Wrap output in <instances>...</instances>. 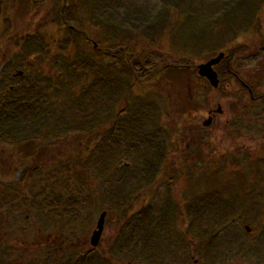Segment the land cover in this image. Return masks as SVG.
Here are the masks:
<instances>
[{
	"label": "trees",
	"instance_id": "trees-1",
	"mask_svg": "<svg viewBox=\"0 0 264 264\" xmlns=\"http://www.w3.org/2000/svg\"><path fill=\"white\" fill-rule=\"evenodd\" d=\"M55 1L58 3V24L53 27L54 32L36 30L22 35L19 52L15 54L12 50L11 58L5 61L7 71L16 57H21V64H17L15 69L21 70L22 74H16L13 82L0 84L1 93L2 89H7L2 99L0 97V141L12 144L17 150L16 155L25 166L24 173L36 169V182L43 184V188L50 172V148L58 140H69L72 145L74 141L70 161L65 163V158L61 157L60 161L65 163L67 171L75 173L76 178L84 179L85 190L80 202L93 204V196L95 203H99L97 192L98 181H101L103 194L107 195L103 202L107 204L111 175H116L114 186L120 203L131 195L137 196L145 185L157 183L160 159L164 154L159 152L157 144L164 137L155 135L163 129L146 127L159 125V107L147 96L132 93V89L144 81H154L174 73L179 67L162 60L145 63L148 59L144 55L145 43H156L166 36L171 53L177 57L175 64L191 65L189 58L214 55L221 48L233 44L241 34L255 28L260 21L263 0ZM16 2L35 8L44 5L46 0H0L5 33L10 29V15L6 11ZM89 29L98 31L100 39H92ZM31 58L45 63H49L46 59L51 58L52 65L56 67L55 63L60 62L61 69L56 67L51 73L45 72L42 67L37 68ZM110 59L117 63L108 64ZM191 66L195 68V65ZM115 111L116 123L130 127H103L105 131L101 137L92 140L90 137H94L101 128L96 126L112 123ZM80 142L82 145H78ZM121 157H130L131 166L117 165L114 170L112 164H117L123 159ZM135 168L136 174L130 178L127 171ZM28 180L23 179L22 182ZM38 189L35 192L32 184L30 192L33 198L38 195ZM218 194L207 191L200 196V201L209 198L221 202ZM41 195L44 196V192ZM168 197L163 202L170 201ZM151 209L141 208L131 213L129 218L135 220L133 228L152 219ZM168 210L171 208L160 213L169 214ZM204 212L198 211L199 221L205 220ZM198 226L201 227L199 230H207L200 224ZM142 228L135 238L141 245L135 244L134 238L127 244L136 251L134 256H142L144 261L147 238L144 225ZM171 238L170 244L178 243ZM222 239L204 242L208 239L203 238L207 258L212 260L222 253ZM155 240H152L153 247L157 245ZM95 252L85 251L76 259L71 258L69 264H89L93 259L98 260L100 255ZM181 256L184 262L185 256Z\"/></svg>",
	"mask_w": 264,
	"mask_h": 264
},
{
	"label": "flooded vegetation",
	"instance_id": "flooded-vegetation-1",
	"mask_svg": "<svg viewBox=\"0 0 264 264\" xmlns=\"http://www.w3.org/2000/svg\"><path fill=\"white\" fill-rule=\"evenodd\" d=\"M259 16L260 21L256 24L255 34L258 38L228 44L201 62H207L218 53H222L221 60L212 66L217 74V85L213 86L205 77L197 73L198 64L194 66L195 68H191L190 64L180 66L174 63L173 65L179 66L176 69L177 73L190 70L197 75L196 81L208 89L206 92L200 90L193 92L191 79L188 80L185 100L190 101L192 110H188V114L182 120L179 119L175 126L176 131L162 124L146 126L163 129L155 135L164 137L157 141L159 152L164 153L160 159L161 166L157 179L160 175L165 186V194L171 195L170 192L178 180L184 178L187 180V184L183 186L182 203L178 199L176 204L163 202L156 208L157 205L144 200L137 210H133V195L126 199L129 205L117 202L119 197H116L114 186L116 175H111L108 203L104 204L103 200L107 195L103 194L104 188L101 181H98L99 203L88 204L89 208L97 209L98 218L102 212H105L107 217L117 212L114 210H120L118 216L125 217L127 221L134 211L152 208V219L145 221L147 251L144 264H166L164 260L167 251L172 256L169 258L173 260V264H207L201 259L204 257L202 251L205 252V260L209 261L208 264H264V219H260L261 212H264V152H260L261 154L258 152V146H264V28L260 27L264 21L261 13ZM3 18V15L2 18L0 15V37L2 36L4 45L5 43L12 45L16 54V51L20 50L21 35L14 32L10 37L9 32L5 33ZM1 44L0 41V47ZM232 48L235 49L230 51ZM1 53L0 84H6L15 81L17 74L15 67L20 64V57L17 56L14 64L6 71L5 61L10 59V52L3 50ZM260 73H263L262 76L259 75ZM2 90L3 93L7 92V89ZM3 93L0 91V97L5 95ZM3 101L5 102V99ZM116 119L115 111V116L112 117L114 123L96 127H130L119 125ZM68 141L58 140V143L50 148V153L52 152L48 163L50 172L47 173L45 188L33 177L36 169L24 173L25 166L21 165V158L16 155L17 150L12 144L0 141V208L1 204L12 205L13 209L9 210L10 213L31 209V212L23 214V217L28 220L27 223L34 232L32 240L40 241V247L45 246L44 252L31 258L27 256V261L23 260L24 262L17 264H69L71 258L76 259L79 254L88 250H95V254L100 255L99 259L103 255L102 250H97V247L105 238V218L98 243L92 246L91 236L97 230L98 218L95 224L92 221L86 229L85 219L88 215L82 214L81 207L87 205L82 206L80 202L85 190L84 179L76 178L75 173L67 171L64 165L70 161L72 155L70 149L75 144L74 141H72L73 145ZM78 145H82V142ZM60 157L65 158V163H61ZM239 174L245 175V178H241ZM27 178L29 180L23 183L22 180ZM198 178L204 184L202 187L212 186L207 189L219 193L217 196L221 202L209 198L200 201V196L210 190L201 189L192 192L190 185ZM32 184L35 186V192L37 186L42 185L38 189V195L33 198L31 192L25 191L19 196L22 188L31 189ZM260 185L263 193L252 192ZM240 189L247 193L246 199L242 198L245 194L237 192ZM5 190L7 193L4 198ZM43 191H47L44 196L41 195ZM11 193L16 194L17 198ZM258 195L260 201L253 202L252 198ZM167 208H171L168 210L169 214L160 213ZM176 211L178 215H175ZM198 211H205L204 221L197 219ZM250 211L254 214H249ZM10 213L2 214L0 211V264H15L9 258L14 249L7 248L10 244L5 243L6 231L3 229V223L9 220ZM179 213L181 219H177ZM180 221L184 224L182 231L178 227ZM120 223L121 227H119ZM115 224L114 228L121 231L116 234L109 246L103 248L107 255L115 254L117 238L120 233L125 234V231H122L123 223L115 221ZM198 224L207 230H199ZM164 225L169 227H163ZM167 235H169L168 243L165 244ZM37 237L39 239H36ZM171 237L178 243L170 244ZM205 237L208 241L204 242L223 238L222 253H219L218 257H212V260L207 258L208 253L202 243ZM153 239L157 241L156 247L152 246ZM120 241L122 242L121 237ZM17 242L19 240L15 241ZM188 242L190 246L186 247ZM199 246L201 247L198 251ZM193 251H197L201 258L197 253L198 257L191 254ZM22 254L26 255L25 252ZM22 254L19 258L23 256ZM181 254L185 256L184 262L181 260ZM114 258H106L105 264H115L114 260H111ZM127 264H130V261Z\"/></svg>",
	"mask_w": 264,
	"mask_h": 264
},
{
	"label": "rangeland",
	"instance_id": "rangeland-1",
	"mask_svg": "<svg viewBox=\"0 0 264 264\" xmlns=\"http://www.w3.org/2000/svg\"><path fill=\"white\" fill-rule=\"evenodd\" d=\"M148 2H160V0H146ZM8 14L10 15V29H9V36L12 35L14 32L16 33H20V35H26L29 33H32L34 31H40V32H54L53 31V27L56 26V24H58V19H57V14H58V3L55 0H46L45 4L42 5L41 7H30L27 3H23V2H16L13 6L9 7L7 9ZM4 13V12H3ZM261 14H262V21H264V0H263V4H262V8H261ZM261 28H264V22L260 24ZM88 29V28H87ZM256 29L257 26L255 28H251L248 31L245 32V34L243 36H241L240 38H237L235 42L238 43V41L240 42H244V41H251L253 39H256L258 37H256ZM89 34L91 36L92 39L94 40H98L100 39V35L99 32L93 30V29H89ZM11 37V36H10ZM0 41L2 42L1 47H0V54L2 55L1 51L5 50L8 52H10V58H11V51L13 50L12 45H10L9 43H5L4 45V41L2 36L0 37ZM140 44V43H139ZM144 55H146L148 57V59L145 61V63L148 62H156V61H160L162 60L165 63H175L177 62V57L173 56L174 54H172V50L170 49V44L168 42V38L166 36L162 37L160 39V41L156 42V43H152V44H146L144 45ZM8 56V55H7ZM35 57V56H34ZM21 58V57H20ZM34 61V58H31ZM51 59V58H50ZM50 59H46L49 60V63H45V62H41V60L36 59L35 62V66L37 68H43V70L45 72L51 73L56 69H61V65L60 62L55 63L56 67L52 65L51 60ZM192 62L191 65H196L201 63L202 61L205 60L204 57H191L189 58ZM111 62L115 65L117 62L113 61V59L109 60L108 64H111ZM20 64H21V60H20ZM21 66V65H20ZM19 67V66H18ZM191 68H193L191 66ZM18 69V68H17ZM19 69H21L19 67ZM176 70V69H175ZM176 71L170 72L169 74H166V76L164 77H160L157 80L154 81H144L139 87L138 85H135L132 89V93L136 94H143L144 96H147L148 98H150L151 100H154L155 103L157 104V106L159 107V110L161 112V118H160V122L159 124H162L164 127H168L171 130L176 131V124L179 121V119H183L184 116H186L188 114V110H192V106L190 104V101L185 100L186 98V93L188 92V88H187V83H189L188 80L191 79L190 84H191V91L194 92V90H200V92H206L208 87L202 85L199 81H196L195 77L197 76L195 73H192L190 70L189 71H184V73L179 72V73H175ZM263 73H260L259 75L262 76ZM195 75V76H194ZM189 78V79H188ZM262 78V77H261ZM121 105V104H120ZM119 105V106H120ZM109 121H107L106 123H108ZM104 129L103 127L100 128V130H98V133L96 135H94V137H90L92 140L95 139H99L101 137V135L104 133ZM258 152H264V146H258ZM261 154V153H260ZM129 162L132 163V160L129 158H125V157H121ZM116 157L114 158L115 161ZM117 164H112V168L115 170L116 169ZM119 167V166H118ZM94 170V169H93ZM130 174V178H132V176H134L136 173V168L131 169V171H127ZM36 176L38 177V175H36V171L34 172V179H36ZM239 176L241 178H245V175L243 174H239ZM137 177V176H135ZM178 178V177H176ZM33 180V178H32ZM13 182V180H10ZM34 181V180H33ZM216 182V180H215ZM185 184H187V180H185V178L183 180H178L177 184L175 185V187L172 188V191L170 192V197L169 200L170 201H166L169 202L171 204H176L177 200L179 199L180 202L182 203V198H183V186H185ZM215 184V183H214ZM14 185V184H13ZM43 185V184H42ZM41 184H39L37 186V188L42 186ZM203 182H201V179H197L194 184L192 182V184L190 185V188H192V192H197L202 190H209L207 188H212V186H203L202 187ZM216 185V184H215ZM15 186V185H14ZM8 187V185H7ZM12 188H14L12 186ZM165 186H163V183L161 181V177L160 175L158 176L157 179V183L156 184H151V186H144L141 190H139V194L137 196L133 197V210H137L140 205L143 203V201L145 200L146 202L151 203L152 205H157L156 208H158V206L160 204L163 203L164 199L166 196H168V193L165 194ZM236 188V187H234ZM28 192L30 193V189L29 188H22V191H19V196L20 194L24 193V192ZM256 191L258 193H263V189L262 186H257L256 190L255 188L252 190ZM44 194H46L47 191H43ZM240 194H245V195H241L242 198L246 199L247 198V193L244 192L243 190H238L237 191ZM6 190L4 191V195L3 197L5 198L6 195ZM12 194V193H11ZM14 197L17 198L16 194H12ZM92 196V195H91ZM8 197V196H6ZM255 201H260L259 199V195L258 196H254L252 198ZM19 200L22 201L19 197ZM92 203H95L94 197L92 196ZM264 201V200H263ZM164 202V203H166ZM121 204L123 205H129L127 203V201H120ZM119 203V204H120ZM82 206L83 205H87L85 207H81L82 210V214L83 215H88L87 219H85V226L86 229L89 228V225H91L92 221L95 224L97 218H98V214L99 212H97V209L95 210L94 207L89 208L88 204L86 203H81ZM2 207L0 208V211L2 214H7L10 213L9 210H12L13 207L12 205H8V204H1ZM117 211L113 214H111L110 216L105 217V238L102 240V242L99 244V247H97V250L101 251L102 250V257L98 260L93 259L90 261L89 264H105V260L106 258H113L111 260H114L115 264H127L130 261V264H139V263H143V257L139 256L136 258V256H134V249L133 247L131 248V246L129 244H127V242L129 240L133 239V242L137 245H141V242H138L135 240V238L138 236V233L141 231L142 226L144 225V228H146V220L142 221V224L139 223L136 228H133L132 226V222L135 221L134 219L129 218L127 221L124 218L119 217L118 215L121 213L120 210H114ZM29 210H25V211H19V212H11L9 215V220H7L6 222L3 223V229L6 231V241L5 243H9L10 245H7V248H12L14 249V251L11 253L10 255V261L15 262V264H17V262H24L27 261V256L34 257L35 255H37L38 253H42L45 251V246L40 247L41 245L39 244V242H34L32 240V238H34V232L32 230V227L29 226V223H27V219H24L23 214L26 213H30ZM250 214H254V212L250 211ZM185 214V212H184ZM115 215V216H114ZM175 215L177 214V211L175 212ZM260 217V216H259ZM256 218V217H255ZM177 219H181L180 218V213ZM260 219H264V212H261V218ZM115 221H121L124 225V230L125 234L120 233L119 237L117 238V247L114 249V253L115 254H108L104 253V249L107 246H109L111 244V241H113V239L115 238L116 234L121 231L118 230L117 228H114ZM93 224V226H94ZM26 225V226H25ZM26 228H25V227ZM175 226V225H174ZM178 226V225H177ZM121 227V223L120 226ZM179 228H181L180 230L182 231L184 229V224L182 221H180L179 223ZM93 229V228H92ZM142 230H144L142 228ZM86 231V230H85ZM89 232L91 230H88ZM110 236H112V238L110 239ZM120 237L122 238V242L120 241ZM36 239H39V237H37ZM16 240H19V242L15 243ZM33 242V243H32ZM190 243H187L186 247H189ZM200 247L198 248V251L200 250ZM6 248V250H7ZM25 252L26 255H23L22 253ZM136 252V251H135ZM197 251H193L191 254L195 255V256H199V254L197 253ZM22 254L23 256L21 258H19V255ZM204 255V257H200L205 263H209V261L205 260V252L202 251V256ZM58 255H55V257ZM167 257L164 260V263L166 264H173V260H171L169 257L172 258L171 255H169L168 251H167ZM197 256V257H198ZM24 260V261H23Z\"/></svg>",
	"mask_w": 264,
	"mask_h": 264
},
{
	"label": "water",
	"instance_id": "water-1",
	"mask_svg": "<svg viewBox=\"0 0 264 264\" xmlns=\"http://www.w3.org/2000/svg\"><path fill=\"white\" fill-rule=\"evenodd\" d=\"M221 58H222V53H218L217 56L210 58L207 62L200 63L197 66L198 74L205 77L213 86L217 85L218 80H217V74L213 70L212 66L218 63L221 60ZM122 164L126 166H130V163L126 162L123 159L118 162V165H122ZM104 218H105V212H102L97 221V230L94 231L91 236L92 246H96L98 243L99 235L103 227Z\"/></svg>",
	"mask_w": 264,
	"mask_h": 264
}]
</instances>
